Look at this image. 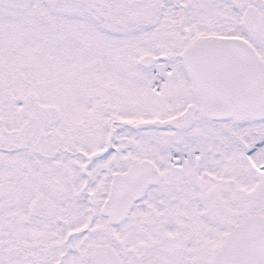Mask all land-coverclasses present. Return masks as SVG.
Returning <instances> with one entry per match:
<instances>
[{"label": "snow or ice", "instance_id": "1", "mask_svg": "<svg viewBox=\"0 0 264 264\" xmlns=\"http://www.w3.org/2000/svg\"><path fill=\"white\" fill-rule=\"evenodd\" d=\"M0 264H264V0H0Z\"/></svg>", "mask_w": 264, "mask_h": 264}]
</instances>
